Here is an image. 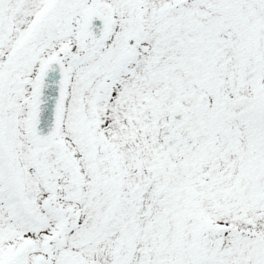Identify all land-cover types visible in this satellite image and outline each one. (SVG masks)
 <instances>
[{"label": "snow or ice", "instance_id": "1", "mask_svg": "<svg viewBox=\"0 0 264 264\" xmlns=\"http://www.w3.org/2000/svg\"><path fill=\"white\" fill-rule=\"evenodd\" d=\"M0 264H264V0H0Z\"/></svg>", "mask_w": 264, "mask_h": 264}]
</instances>
